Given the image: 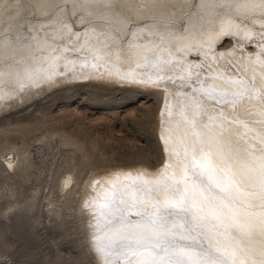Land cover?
Wrapping results in <instances>:
<instances>
[{"label":"bare ground","instance_id":"1","mask_svg":"<svg viewBox=\"0 0 264 264\" xmlns=\"http://www.w3.org/2000/svg\"><path fill=\"white\" fill-rule=\"evenodd\" d=\"M249 42L258 50H237ZM87 81L163 97V164L85 187L100 263L264 264V0H0V110ZM149 229L159 245L134 249Z\"/></svg>","mask_w":264,"mask_h":264},{"label":"rangeland","instance_id":"2","mask_svg":"<svg viewBox=\"0 0 264 264\" xmlns=\"http://www.w3.org/2000/svg\"><path fill=\"white\" fill-rule=\"evenodd\" d=\"M79 17L71 20L82 33L87 24L79 25ZM236 39L224 37L219 51L229 54ZM237 50L252 54L258 48L249 42ZM136 86L62 83L2 107L0 264H101L82 204L85 187L118 169L155 170L166 154L163 97Z\"/></svg>","mask_w":264,"mask_h":264},{"label":"snow or ice","instance_id":"3","mask_svg":"<svg viewBox=\"0 0 264 264\" xmlns=\"http://www.w3.org/2000/svg\"><path fill=\"white\" fill-rule=\"evenodd\" d=\"M177 193L182 194V189L178 188ZM146 220V222L148 224H155V221L157 218L155 217H145L144 218ZM158 219H160L161 221L167 222V216H162L159 217ZM155 234L149 229V230H142L139 231L137 233L133 234L132 237V247L134 249H139V248H143V247H152V248H156L159 245V241L156 240L155 243H153V239H154ZM170 247H176V241L172 240L169 242ZM164 251H167V247L164 249ZM170 264H184L183 261L180 260H176L175 262H170Z\"/></svg>","mask_w":264,"mask_h":264}]
</instances>
